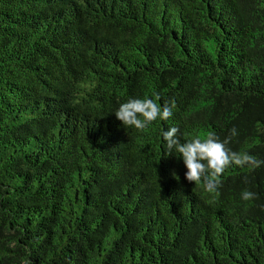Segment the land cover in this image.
Instances as JSON below:
<instances>
[{
  "label": "trees",
  "instance_id": "16d2710c",
  "mask_svg": "<svg viewBox=\"0 0 264 264\" xmlns=\"http://www.w3.org/2000/svg\"><path fill=\"white\" fill-rule=\"evenodd\" d=\"M171 126L264 160V0H0V264H264V164L208 192Z\"/></svg>",
  "mask_w": 264,
  "mask_h": 264
},
{
  "label": "clouds",
  "instance_id": "9594fccd",
  "mask_svg": "<svg viewBox=\"0 0 264 264\" xmlns=\"http://www.w3.org/2000/svg\"><path fill=\"white\" fill-rule=\"evenodd\" d=\"M154 98L130 97L119 104L114 115L123 125L145 129L157 119L166 121L172 114V106L159 104V94L154 93ZM174 106V105H173ZM178 128L171 126L161 130L162 140L171 152L173 148L178 153L186 169L184 177L192 183H203L206 191H218L220 175L230 165L259 167L264 160L253 157L248 153L239 154L232 151L228 145V138L221 140L215 132H207L203 138L195 137L183 143L177 137ZM231 136L237 135V129H229ZM255 193L243 190L240 194L242 200H251Z\"/></svg>",
  "mask_w": 264,
  "mask_h": 264
}]
</instances>
